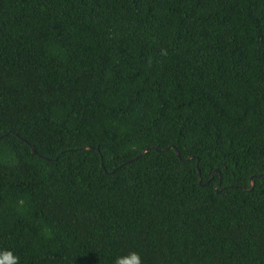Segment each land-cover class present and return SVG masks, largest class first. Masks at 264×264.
<instances>
[{"label":"trees","instance_id":"trees-1","mask_svg":"<svg viewBox=\"0 0 264 264\" xmlns=\"http://www.w3.org/2000/svg\"><path fill=\"white\" fill-rule=\"evenodd\" d=\"M131 251L264 264V0H0V258Z\"/></svg>","mask_w":264,"mask_h":264},{"label":"clouds","instance_id":"clouds-1","mask_svg":"<svg viewBox=\"0 0 264 264\" xmlns=\"http://www.w3.org/2000/svg\"><path fill=\"white\" fill-rule=\"evenodd\" d=\"M0 264H19V258L14 257L11 252H6L0 258ZM115 264H142V260L138 252L131 251L126 256L118 257Z\"/></svg>","mask_w":264,"mask_h":264},{"label":"water","instance_id":"water-1","mask_svg":"<svg viewBox=\"0 0 264 264\" xmlns=\"http://www.w3.org/2000/svg\"><path fill=\"white\" fill-rule=\"evenodd\" d=\"M85 148H88V146H86ZM146 150H147V149L142 150L139 154L144 153ZM30 151L34 152L33 149H32V147H30ZM174 152H175V154L178 156L177 151L174 150ZM135 158H136V156L133 157V159H135ZM196 163H197V160H195V164H196ZM196 171H197V182H198V184L205 185L207 181H205V182H203V183H200V176H199L198 169H196ZM212 173H213V172H212ZM248 186H249V187L251 186L250 179H249V181H248ZM215 187H216V184L213 186V188H215ZM246 190H249V188L246 189Z\"/></svg>","mask_w":264,"mask_h":264}]
</instances>
